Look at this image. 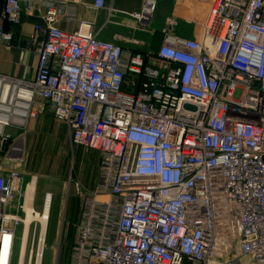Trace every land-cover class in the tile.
<instances>
[{
	"label": "built area",
	"instance_id": "obj_1",
	"mask_svg": "<svg viewBox=\"0 0 264 264\" xmlns=\"http://www.w3.org/2000/svg\"><path fill=\"white\" fill-rule=\"evenodd\" d=\"M157 3L142 0L131 14L139 28ZM79 4L3 0L2 8L16 24L22 13L40 18L33 38L44 39L33 78L0 73V158H17L37 98L72 146L99 154L67 264H264V0H212L201 36L167 33L154 65L101 39L78 18ZM62 17L76 28L58 27ZM10 39L0 24V41ZM26 187L15 165L0 162V264H11ZM46 199L41 211L30 202V264L43 257Z\"/></svg>",
	"mask_w": 264,
	"mask_h": 264
},
{
	"label": "crops",
	"instance_id": "obj_2",
	"mask_svg": "<svg viewBox=\"0 0 264 264\" xmlns=\"http://www.w3.org/2000/svg\"><path fill=\"white\" fill-rule=\"evenodd\" d=\"M93 1L81 0V4L77 7L78 18L91 20L95 31L101 39L116 42L126 50L142 53L146 63L151 65L157 64L155 51L167 33L177 38H198L201 36L207 10L212 2V0H158L155 14L148 28L143 29L139 28L137 21L131 17L133 12L139 10L142 0H105V6L99 9L90 7ZM2 8L3 0H0V24H2L4 30L11 32V39L9 41H0V73L19 78H33L38 60V42L44 39L42 32L38 33L36 40L33 38L35 33L34 24L41 23V20L37 16L22 13L21 20L16 24L3 18ZM57 26L65 31H73L77 26V21H69L62 17L57 22ZM125 78L130 83L135 76L128 73ZM36 100L38 101L36 103L37 108L34 110L35 106H33V110L35 115H38L37 120H34L33 117L29 121L26 132L15 133V135L18 134L16 137H21V150L17 154L19 158L26 153V144L30 140L33 128L34 130L36 128H45L44 123L40 126V118L45 122V118L50 117L56 127H62L66 132V140H69L66 125L53 117L50 108L41 98H37ZM16 160L17 158L14 160L10 158L5 159V161H8V165H13L12 163ZM45 192L47 195L50 194L48 207L50 220V204L54 195L50 190H46ZM34 200L35 195H33L32 204ZM43 206L44 199L42 208ZM68 206L74 209V212L76 211V203L73 199L69 203L66 202L64 207L61 205L62 211L60 213L63 212L64 220ZM79 209L80 206L78 207L75 219L77 218ZM60 253L59 247L58 252L55 254L57 262ZM64 260L63 264H67L68 255Z\"/></svg>",
	"mask_w": 264,
	"mask_h": 264
},
{
	"label": "rangeland",
	"instance_id": "obj_3",
	"mask_svg": "<svg viewBox=\"0 0 264 264\" xmlns=\"http://www.w3.org/2000/svg\"><path fill=\"white\" fill-rule=\"evenodd\" d=\"M37 102L36 100L33 105L34 110L37 108ZM37 117L36 114L33 119L37 120ZM45 119V122L39 119L40 126L44 123L45 128H36V130L33 128L30 140L26 144L25 155L21 158L17 157L18 159L12 164L21 171L25 185L34 182V190L30 195L32 199L35 195L33 207L36 211L42 209L45 191H52L54 198L50 204L51 216L41 264H63L74 238L78 207L84 196L95 188L99 154L88 147L72 146L69 140H66V132L62 127H56L50 117ZM3 161L8 162L4 157L0 158V162ZM71 199L76 203V211L68 206L64 220L63 212L60 213L61 205L64 207V204L69 203ZM19 201H22V197ZM36 227L34 222L29 226L23 264H30V252L33 247L35 248L33 239ZM22 233V225H18L15 229L11 264H19ZM59 247L61 253L57 262L55 254Z\"/></svg>",
	"mask_w": 264,
	"mask_h": 264
},
{
	"label": "bare ground",
	"instance_id": "obj_4",
	"mask_svg": "<svg viewBox=\"0 0 264 264\" xmlns=\"http://www.w3.org/2000/svg\"><path fill=\"white\" fill-rule=\"evenodd\" d=\"M33 190H34V182L32 181L26 187V203H25L24 207L27 210V216L22 217V219H23L22 220L23 233H22V244H21L19 264H23V257L25 255V251H26L27 235H28V230H29V226L31 223V219H32V216L29 212L31 207L28 204L30 203V199H31V195H32L31 193L33 192ZM49 202H50V194L47 195V199H46V207H45V212H44L45 216H47V213H48ZM39 220L42 221L43 225L45 224V220H43L41 218Z\"/></svg>",
	"mask_w": 264,
	"mask_h": 264
},
{
	"label": "water",
	"instance_id": "obj_5",
	"mask_svg": "<svg viewBox=\"0 0 264 264\" xmlns=\"http://www.w3.org/2000/svg\"><path fill=\"white\" fill-rule=\"evenodd\" d=\"M4 144H5V141H3V144H2L1 150L4 149Z\"/></svg>",
	"mask_w": 264,
	"mask_h": 264
}]
</instances>
